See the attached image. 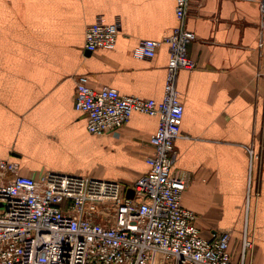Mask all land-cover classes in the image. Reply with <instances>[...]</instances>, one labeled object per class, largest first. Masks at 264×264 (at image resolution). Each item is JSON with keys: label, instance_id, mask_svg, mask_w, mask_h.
<instances>
[{"label": "crops", "instance_id": "crops-1", "mask_svg": "<svg viewBox=\"0 0 264 264\" xmlns=\"http://www.w3.org/2000/svg\"><path fill=\"white\" fill-rule=\"evenodd\" d=\"M262 0H192L187 27L194 70L182 69L184 104L175 169L187 181L182 204L198 214L202 234L255 232L252 264H264V16ZM176 0H0V158L39 178L46 171L93 174L131 187L149 170L150 136L158 118L134 112L117 131L87 129L75 108L76 78L94 87L160 100L169 49L154 57L134 50L162 39L178 24ZM120 22L112 49L85 48L88 25ZM254 184L247 210L250 153Z\"/></svg>", "mask_w": 264, "mask_h": 264}, {"label": "built area", "instance_id": "built-area-1", "mask_svg": "<svg viewBox=\"0 0 264 264\" xmlns=\"http://www.w3.org/2000/svg\"><path fill=\"white\" fill-rule=\"evenodd\" d=\"M192 0H176L178 24L162 39L144 38L134 50L154 57L169 49L164 94L160 100L94 87L86 74L76 78L75 108L87 115V129L117 132L134 112L158 118L150 136L149 170L131 187L93 174L46 171L39 178L21 172L18 162L0 158V264H252L255 232L248 218L242 236L202 234L198 214L182 204L187 187L175 169L184 104L177 88L180 70H194L188 53L196 34L187 27ZM260 10L264 16V0ZM121 24L99 19L85 31V48L112 49ZM250 153L247 210L254 184L253 166L262 152Z\"/></svg>", "mask_w": 264, "mask_h": 264}, {"label": "rangeland", "instance_id": "rangeland-1", "mask_svg": "<svg viewBox=\"0 0 264 264\" xmlns=\"http://www.w3.org/2000/svg\"><path fill=\"white\" fill-rule=\"evenodd\" d=\"M0 204H3V203H0Z\"/></svg>", "mask_w": 264, "mask_h": 264}]
</instances>
